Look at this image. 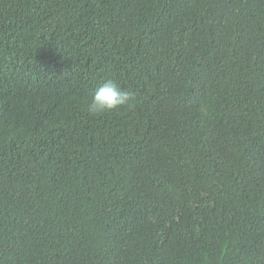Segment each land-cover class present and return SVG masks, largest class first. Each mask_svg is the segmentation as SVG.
<instances>
[{"label": "trees", "instance_id": "obj_1", "mask_svg": "<svg viewBox=\"0 0 264 264\" xmlns=\"http://www.w3.org/2000/svg\"><path fill=\"white\" fill-rule=\"evenodd\" d=\"M0 264H264V0H0Z\"/></svg>", "mask_w": 264, "mask_h": 264}, {"label": "clouds", "instance_id": "obj_2", "mask_svg": "<svg viewBox=\"0 0 264 264\" xmlns=\"http://www.w3.org/2000/svg\"><path fill=\"white\" fill-rule=\"evenodd\" d=\"M123 107L134 108L129 93L123 91L113 79H106L91 97L87 110L95 116L118 111Z\"/></svg>", "mask_w": 264, "mask_h": 264}]
</instances>
